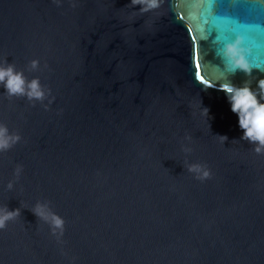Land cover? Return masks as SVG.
Instances as JSON below:
<instances>
[{
	"label": "water",
	"instance_id": "95a60500",
	"mask_svg": "<svg viewBox=\"0 0 264 264\" xmlns=\"http://www.w3.org/2000/svg\"><path fill=\"white\" fill-rule=\"evenodd\" d=\"M236 26L249 77L217 55ZM7 64L47 99L0 84V126L20 136L0 151V210H20L0 264H264V152L218 90L264 79V0H0Z\"/></svg>",
	"mask_w": 264,
	"mask_h": 264
},
{
	"label": "clouds",
	"instance_id": "9594fccd",
	"mask_svg": "<svg viewBox=\"0 0 264 264\" xmlns=\"http://www.w3.org/2000/svg\"><path fill=\"white\" fill-rule=\"evenodd\" d=\"M130 2L131 6H140V10L144 12L159 7V0H130ZM237 36L239 38L233 42ZM249 40L247 31L239 26L232 30L231 37L226 35L219 37L217 55L230 71L231 76H235L237 72H243L246 77L251 76L253 66L247 59L248 49L245 46ZM38 63V61H32V69H36ZM0 84H3L9 96H25L29 101L41 102L47 99L45 90L38 79L27 82L23 73L16 72L11 64L0 67ZM218 90L224 92L231 105V111L238 116V126L243 133L240 140H246L256 145L257 153L264 152V103H261L264 100V79H257L255 88L252 87V82L246 79L242 86H237L229 81ZM203 110L208 115V109L204 108ZM218 137L224 142L228 139L226 136ZM19 140V135H11L6 127L0 126V151L8 150ZM20 171L21 169L18 167L16 174L19 175ZM188 171L197 174L202 172V176L198 175V178L201 179L209 176V173L204 171L201 165H191ZM12 187V183H9L8 188L11 190ZM31 211L37 219H42L50 224L54 235H63L64 221L52 213L47 204L37 203ZM19 214V209L10 211L6 207L0 210V229H4L6 222L13 220Z\"/></svg>",
	"mask_w": 264,
	"mask_h": 264
},
{
	"label": "snow or ice",
	"instance_id": "6c2138e0",
	"mask_svg": "<svg viewBox=\"0 0 264 264\" xmlns=\"http://www.w3.org/2000/svg\"><path fill=\"white\" fill-rule=\"evenodd\" d=\"M197 70H199V64H197Z\"/></svg>",
	"mask_w": 264,
	"mask_h": 264
}]
</instances>
